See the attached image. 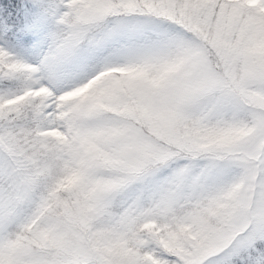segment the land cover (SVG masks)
I'll return each instance as SVG.
<instances>
[{"label":"snow or ice","instance_id":"obj_1","mask_svg":"<svg viewBox=\"0 0 264 264\" xmlns=\"http://www.w3.org/2000/svg\"><path fill=\"white\" fill-rule=\"evenodd\" d=\"M0 264H264V0H0Z\"/></svg>","mask_w":264,"mask_h":264}]
</instances>
